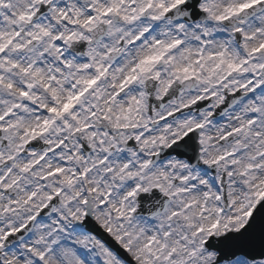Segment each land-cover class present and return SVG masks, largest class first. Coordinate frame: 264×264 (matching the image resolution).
<instances>
[{"label":"snow or ice","instance_id":"6c2138e0","mask_svg":"<svg viewBox=\"0 0 264 264\" xmlns=\"http://www.w3.org/2000/svg\"><path fill=\"white\" fill-rule=\"evenodd\" d=\"M0 264H264V0H0Z\"/></svg>","mask_w":264,"mask_h":264}]
</instances>
